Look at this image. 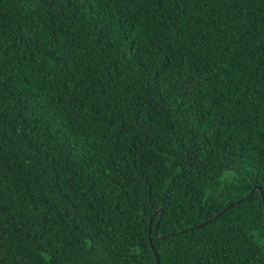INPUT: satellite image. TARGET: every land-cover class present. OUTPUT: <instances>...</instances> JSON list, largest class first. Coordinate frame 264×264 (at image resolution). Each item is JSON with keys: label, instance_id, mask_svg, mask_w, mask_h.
Returning a JSON list of instances; mask_svg holds the SVG:
<instances>
[{"label": "trees", "instance_id": "trees-1", "mask_svg": "<svg viewBox=\"0 0 264 264\" xmlns=\"http://www.w3.org/2000/svg\"><path fill=\"white\" fill-rule=\"evenodd\" d=\"M0 264H264V0H0Z\"/></svg>", "mask_w": 264, "mask_h": 264}, {"label": "water", "instance_id": "water-1", "mask_svg": "<svg viewBox=\"0 0 264 264\" xmlns=\"http://www.w3.org/2000/svg\"><path fill=\"white\" fill-rule=\"evenodd\" d=\"M256 189H257V187H255V188L253 189V191L251 192L250 196L253 195V193H254V191H255ZM239 202H242V200H240ZM231 206H232V205H231ZM231 206H230V207H231Z\"/></svg>", "mask_w": 264, "mask_h": 264}]
</instances>
